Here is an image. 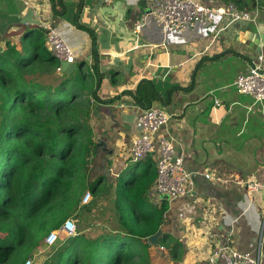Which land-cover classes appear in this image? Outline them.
Here are the masks:
<instances>
[{"label": "crops", "instance_id": "1", "mask_svg": "<svg viewBox=\"0 0 264 264\" xmlns=\"http://www.w3.org/2000/svg\"><path fill=\"white\" fill-rule=\"evenodd\" d=\"M201 1L210 7L227 5L224 0ZM55 4L56 11L52 0H0V52L6 54L10 45L24 53L22 38L36 27L21 20L32 8L35 19L36 14L49 15L78 56L71 77L92 74L95 94L86 100L95 145L87 173L90 184L98 182L92 194L97 210L110 201L122 202L131 211L162 206L155 204L152 189L142 206L119 197L143 188L139 178L147 160L134 162L130 152L139 135L136 120L144 109L141 91L147 90L149 99L160 98L151 107H163L171 115L160 134L172 140L195 182L187 196L166 200L162 234L150 246L151 256L163 250L161 264H213L211 255L228 247L259 257L264 264V188H247L249 182L264 185V101L255 102L234 85L259 57L264 68V0H242L243 9L253 14L252 22L229 24V19L211 15L204 30L168 34L153 19L136 29L147 12L146 0ZM43 40L48 49L45 34ZM59 76L70 77L62 71ZM156 155V166L147 174L150 183L152 172L157 173ZM163 236L179 243L177 258L170 240L159 243Z\"/></svg>", "mask_w": 264, "mask_h": 264}, {"label": "trees", "instance_id": "2", "mask_svg": "<svg viewBox=\"0 0 264 264\" xmlns=\"http://www.w3.org/2000/svg\"><path fill=\"white\" fill-rule=\"evenodd\" d=\"M52 1L56 11L55 0ZM224 1L244 10L242 0ZM36 28L24 34L21 55L10 45L6 54L0 52V264H24L47 236L60 230L70 217L78 220L77 236L65 238L44 264H151V237L165 222L166 200L160 208L147 206L142 211H131L118 202L117 229L97 228L102 232L96 238L86 234L90 227L86 225L93 223L90 219L97 210L95 200L82 203V192L95 194L98 186V182L89 183L87 173L95 142L86 97L95 94L94 82L90 72L70 75L55 88L28 80L35 65L53 70L60 67L43 45L44 33ZM93 68L97 73V66ZM174 90L177 88H171L170 93ZM147 93L141 91L143 99L139 100L144 109L159 98L149 99L144 95ZM147 164L139 178L143 188L132 195L125 191L119 196L121 200L138 206L149 202L152 181L157 179L154 171L151 183L147 175L156 166L153 155ZM105 231L108 234L102 235ZM169 240L172 256L177 258V241L163 236L159 243L167 244ZM31 242L33 245L28 248ZM70 243L72 246L68 247ZM82 244L88 246L79 250Z\"/></svg>", "mask_w": 264, "mask_h": 264}, {"label": "built area", "instance_id": "3", "mask_svg": "<svg viewBox=\"0 0 264 264\" xmlns=\"http://www.w3.org/2000/svg\"><path fill=\"white\" fill-rule=\"evenodd\" d=\"M28 5V2H26ZM147 12L143 21L137 26V30L146 25L147 20L153 19L162 28L165 34L185 33L195 29L204 30L208 25L211 15L229 19V24L252 22L253 14L241 10L236 4L230 3L219 7H210L201 0H146ZM37 27L45 34L46 44L52 55L59 63L77 64L78 56L68 46L62 35L54 27L49 15L46 13L36 14ZM263 57L250 67L245 75H240L234 85L243 94L251 96L255 102L264 101V68ZM61 72V67L57 69ZM171 119L169 112L163 107H150L143 109L136 120V129L139 135L136 137L131 148V159L141 162L148 159L150 155H156L157 179L151 190V196L156 205H161L164 200H177L187 196L194 188V177L188 173L184 166L182 156H177L172 140L161 136L160 132L168 125ZM209 179L210 175H206ZM247 188L250 192H257L264 185L249 182ZM91 192H86L83 197V205L90 203ZM77 222L68 219L60 230L51 232L45 239L48 247H53L60 235L66 239L77 236ZM210 262L215 264H262L259 257L250 253L223 247L215 251ZM24 264H36L28 259Z\"/></svg>", "mask_w": 264, "mask_h": 264}, {"label": "rangeland", "instance_id": "4", "mask_svg": "<svg viewBox=\"0 0 264 264\" xmlns=\"http://www.w3.org/2000/svg\"><path fill=\"white\" fill-rule=\"evenodd\" d=\"M31 69L32 70H31L29 76L27 77V79L30 81L31 80L37 81L36 84L38 83L39 85H42L45 87L55 88L64 80V78L59 76V71L53 70L50 66L38 64V65L33 66ZM85 194H86V192H84V193L82 192V198L85 196ZM92 200H93V195H92L91 201ZM101 205H102V208H101L102 210H96L93 213V217H91V219H90V222H93V223L92 224L88 223L86 225V227L90 226L89 229L87 230L86 234H89L90 235L89 237H92V238H96V236L102 232L104 226H107L108 228H110L112 230L116 229L118 226L117 220H118V213H119L120 209L118 207H116L115 203L113 204L112 201H110L109 203H104V204L101 203ZM135 210H137V209H135ZM69 219H74L77 222L76 217H70ZM77 226H78V223H77ZM83 227H85V226H83ZM97 228H101L102 230H95ZM106 234H108V232H106L105 234H102V235H106ZM65 240H66L65 237L63 235H60L57 247H55L56 244L53 247H48L45 244V241H43L37 247V249L31 255L28 256V259H32L36 264H44L46 260L48 261V259H50L51 257H53L55 255V253L57 252V250L59 248L58 246H60L63 242H65ZM71 243L68 244L67 246L68 247L72 246ZM31 245H33L32 242L27 247L31 248ZM85 246H88V244L80 245L79 250H81V249L83 250V248ZM160 251L162 252L163 250H160ZM160 251H158L157 255L151 256V254H150L151 264H152L153 259H154L153 261H155V262H153V264H161L160 263L161 258H159V256H161V255H159V253H161ZM81 264H89V263L83 262Z\"/></svg>", "mask_w": 264, "mask_h": 264}, {"label": "water", "instance_id": "5", "mask_svg": "<svg viewBox=\"0 0 264 264\" xmlns=\"http://www.w3.org/2000/svg\"><path fill=\"white\" fill-rule=\"evenodd\" d=\"M21 24L28 27H35L38 25V21L35 19L34 9H28L27 15L21 20ZM77 64H68L66 62L61 63V71L67 75H71L75 70H77ZM162 234V231L159 230L158 233L151 237V243L156 245L159 236Z\"/></svg>", "mask_w": 264, "mask_h": 264}]
</instances>
